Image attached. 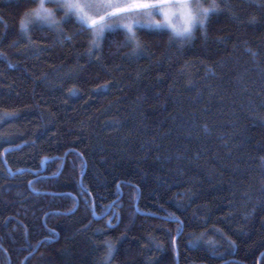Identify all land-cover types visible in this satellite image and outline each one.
Returning a JSON list of instances; mask_svg holds the SVG:
<instances>
[{
  "label": "trees",
  "instance_id": "16d2710c",
  "mask_svg": "<svg viewBox=\"0 0 264 264\" xmlns=\"http://www.w3.org/2000/svg\"><path fill=\"white\" fill-rule=\"evenodd\" d=\"M229 2L134 57L0 0V264H264V0Z\"/></svg>",
  "mask_w": 264,
  "mask_h": 264
},
{
  "label": "snow or ice",
  "instance_id": "6c2138e0",
  "mask_svg": "<svg viewBox=\"0 0 264 264\" xmlns=\"http://www.w3.org/2000/svg\"><path fill=\"white\" fill-rule=\"evenodd\" d=\"M31 3L35 7L20 18L21 33L27 36L31 28L46 25L49 30L63 35L62 25L76 24L74 35L88 34L89 56L96 55L102 49V42L117 30L124 34L123 45L131 48L128 55L136 57L145 51L138 29H154L153 34H166L169 46L183 48L193 40L196 31L207 39L208 26L214 16L227 11L235 18L229 0H31ZM65 38L71 40L72 36ZM108 226L112 227L110 221ZM103 244L104 254L96 264H112L116 246L110 240Z\"/></svg>",
  "mask_w": 264,
  "mask_h": 264
},
{
  "label": "water",
  "instance_id": "95a60500",
  "mask_svg": "<svg viewBox=\"0 0 264 264\" xmlns=\"http://www.w3.org/2000/svg\"><path fill=\"white\" fill-rule=\"evenodd\" d=\"M68 154V152L65 154V156ZM65 160V159H64ZM63 166H64V161H63V164H62V168H63ZM61 168V169H62ZM41 171H43V170H41ZM61 171V170H60ZM59 171V172H60ZM30 185H31V182H30ZM109 212V211H108ZM107 212V213H108ZM107 213H104V214H102V215H98L96 212H95V214H94V217L96 218V219H100V218H103Z\"/></svg>",
  "mask_w": 264,
  "mask_h": 264
},
{
  "label": "rangeland",
  "instance_id": "374dc122",
  "mask_svg": "<svg viewBox=\"0 0 264 264\" xmlns=\"http://www.w3.org/2000/svg\"><path fill=\"white\" fill-rule=\"evenodd\" d=\"M51 6V5H50Z\"/></svg>",
  "mask_w": 264,
  "mask_h": 264
}]
</instances>
